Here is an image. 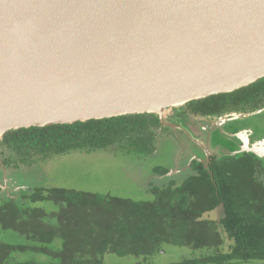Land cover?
<instances>
[{
    "label": "water",
    "instance_id": "1",
    "mask_svg": "<svg viewBox=\"0 0 264 264\" xmlns=\"http://www.w3.org/2000/svg\"><path fill=\"white\" fill-rule=\"evenodd\" d=\"M262 79L264 0H0V139L135 115L176 129L167 109Z\"/></svg>",
    "mask_w": 264,
    "mask_h": 264
},
{
    "label": "trees",
    "instance_id": "2",
    "mask_svg": "<svg viewBox=\"0 0 264 264\" xmlns=\"http://www.w3.org/2000/svg\"><path fill=\"white\" fill-rule=\"evenodd\" d=\"M188 106L203 116L254 112L264 107V79ZM160 128L158 116L135 115L22 129L7 133L0 150L28 166L38 158L116 145L151 156ZM193 171L180 185L172 181L156 189L151 203L62 188L9 195L0 190V229L27 240L0 244V264H107L108 256L126 258L125 264H167L157 258L167 247L195 251L170 264H264V164L246 153L227 156L210 169L194 163ZM45 202L59 212L38 206Z\"/></svg>",
    "mask_w": 264,
    "mask_h": 264
},
{
    "label": "rangeland",
    "instance_id": "3",
    "mask_svg": "<svg viewBox=\"0 0 264 264\" xmlns=\"http://www.w3.org/2000/svg\"><path fill=\"white\" fill-rule=\"evenodd\" d=\"M172 113L173 110L167 109L165 119ZM167 134L168 136L160 130L156 132V147L159 150L151 156L137 153L126 146L116 145L106 150H80L48 159L38 158L28 166L22 164L13 153L2 148L0 189L9 188L17 192L18 188L20 191L62 188L151 203L156 199L154 193L156 189L168 186L172 181L180 185L193 174V172L182 173L179 176L162 174L166 170L170 171V174L173 173L172 169L174 165L176 166L174 159L177 161L182 157V146L186 143L185 139L181 141L177 138L175 145H172L173 137L170 133ZM167 141L168 143H165ZM5 161L10 164L5 165ZM38 206L49 213H58L60 210L59 206L50 202L40 203ZM211 218L216 219V215L213 214ZM26 243V238L21 234L0 229V244L18 246ZM194 253L195 251L188 248L167 247L157 258L167 264L178 263ZM126 260L128 259L108 256L106 263L125 264Z\"/></svg>",
    "mask_w": 264,
    "mask_h": 264
},
{
    "label": "flooded vegetation",
    "instance_id": "4",
    "mask_svg": "<svg viewBox=\"0 0 264 264\" xmlns=\"http://www.w3.org/2000/svg\"><path fill=\"white\" fill-rule=\"evenodd\" d=\"M189 104L178 108H170L173 113L165 121L168 124L177 126L176 129L172 126L162 125V128L159 129L167 136V133L172 135V141H174L170 142L172 145H175L177 138L181 141L186 140V143L182 146V157L177 161L174 159L176 166L174 165L172 169L173 173L170 174V171H168L165 176H179L187 172H193L194 174V163L204 165L205 169H210L214 162L222 161L229 156L228 152L239 154L246 151V149L260 152L261 156L250 154L258 157L264 164V112L258 114L259 111L264 110V107L248 113L227 111L218 115L203 116L196 114L189 108ZM233 114H237L240 118L232 117ZM248 115L250 117H247ZM168 141L165 143H168ZM234 146H236V150L231 149ZM158 150L159 148L156 147V153ZM241 154H246V152ZM181 160L182 162H180ZM0 190L8 195L14 192L13 189L9 190V188ZM19 191L20 188L17 189V193Z\"/></svg>",
    "mask_w": 264,
    "mask_h": 264
}]
</instances>
